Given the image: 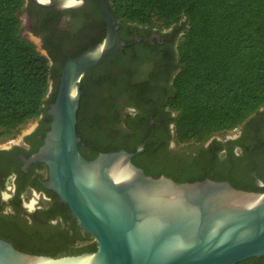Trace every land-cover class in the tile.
<instances>
[{
    "label": "flooded vegetation",
    "instance_id": "obj_1",
    "mask_svg": "<svg viewBox=\"0 0 264 264\" xmlns=\"http://www.w3.org/2000/svg\"><path fill=\"white\" fill-rule=\"evenodd\" d=\"M20 15L24 36L37 39L51 57V66L59 71L101 42L107 32L99 0H85L80 8L69 10L40 7L27 0ZM177 29L161 34L148 27L120 25L124 42L141 40L83 80L86 100L80 136L77 131L81 155L90 159L103 148L119 146L134 154L133 163L146 175L186 182L231 172L264 192L253 176L264 184V108L239 128L216 134L205 143L179 142L177 113L166 105L179 70L177 49L184 30ZM56 84L51 82L50 93ZM49 111L27 129L25 125L19 133L0 138V239L34 256L92 253L95 241L82 231L69 206L47 187L48 166L32 160L51 129ZM244 264H264V260L249 259Z\"/></svg>",
    "mask_w": 264,
    "mask_h": 264
},
{
    "label": "water",
    "instance_id": "obj_2",
    "mask_svg": "<svg viewBox=\"0 0 264 264\" xmlns=\"http://www.w3.org/2000/svg\"><path fill=\"white\" fill-rule=\"evenodd\" d=\"M33 1L58 10L85 4V0ZM99 1L106 35L65 64L49 111L51 129L32 158L48 166L47 187L69 206L97 250L51 258L23 253L0 239V264H240L264 257V192L238 190L229 182L210 179L178 183L164 176L154 178L124 150L101 153L91 161L81 155L77 124L83 80L141 40L124 42L121 22L107 0ZM253 176L257 187H264Z\"/></svg>",
    "mask_w": 264,
    "mask_h": 264
},
{
    "label": "trees",
    "instance_id": "obj_3",
    "mask_svg": "<svg viewBox=\"0 0 264 264\" xmlns=\"http://www.w3.org/2000/svg\"><path fill=\"white\" fill-rule=\"evenodd\" d=\"M26 1L0 0V138L19 133L39 118L56 102L59 93L63 69L55 70L51 57L43 55L22 32L20 14ZM107 3L123 26L148 27L161 34L172 28L184 30L177 49L179 70L166 104L177 113L174 122L180 143H205L216 134L239 128L264 108V0ZM54 80L57 84L50 93ZM81 90L79 136L86 100L84 87ZM120 150L119 146L103 148L86 159L91 161L101 153ZM147 174L159 178L156 173ZM206 179L229 182L238 190L260 192L251 182L241 181L231 172L176 182ZM92 250H97L96 243ZM56 255L53 253V257Z\"/></svg>",
    "mask_w": 264,
    "mask_h": 264
},
{
    "label": "rangeland",
    "instance_id": "obj_4",
    "mask_svg": "<svg viewBox=\"0 0 264 264\" xmlns=\"http://www.w3.org/2000/svg\"><path fill=\"white\" fill-rule=\"evenodd\" d=\"M24 35H25V33H24ZM26 36V35H25ZM35 45H36V47L38 48V50L43 54V55H45L44 54V52L42 51V49H41V45H40V43H39V41L37 40V39H35V38H33V40L32 39H30ZM33 122V121H32ZM30 124H31V122L29 123V124H27L25 127H24V129H27L29 126H30ZM25 131H27V130H25ZM23 133H25V132H23ZM221 134H219L218 136H220Z\"/></svg>",
    "mask_w": 264,
    "mask_h": 264
}]
</instances>
